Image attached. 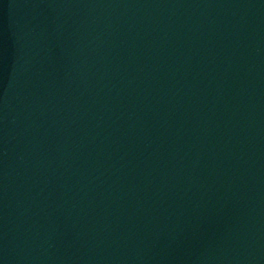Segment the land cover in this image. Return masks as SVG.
Listing matches in <instances>:
<instances>
[{"label":"water","instance_id":"95a60500","mask_svg":"<svg viewBox=\"0 0 264 264\" xmlns=\"http://www.w3.org/2000/svg\"><path fill=\"white\" fill-rule=\"evenodd\" d=\"M0 264H264V0H0Z\"/></svg>","mask_w":264,"mask_h":264}]
</instances>
